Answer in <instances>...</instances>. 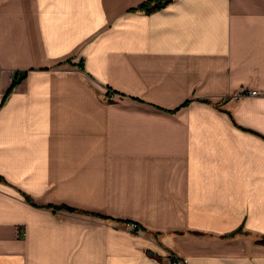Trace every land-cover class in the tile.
<instances>
[{"label": "crops", "instance_id": "crops-1", "mask_svg": "<svg viewBox=\"0 0 264 264\" xmlns=\"http://www.w3.org/2000/svg\"><path fill=\"white\" fill-rule=\"evenodd\" d=\"M149 1L0 0V264H264V0Z\"/></svg>", "mask_w": 264, "mask_h": 264}, {"label": "trees", "instance_id": "trees-1", "mask_svg": "<svg viewBox=\"0 0 264 264\" xmlns=\"http://www.w3.org/2000/svg\"><path fill=\"white\" fill-rule=\"evenodd\" d=\"M168 1L169 0H151L149 2L144 3L143 8L146 9L147 11L155 10L159 8L160 6L164 5ZM26 73L27 72H16L15 73L13 87L18 82L22 81L25 78ZM259 243L264 244V236L259 239Z\"/></svg>", "mask_w": 264, "mask_h": 264}, {"label": "built area", "instance_id": "built-area-1", "mask_svg": "<svg viewBox=\"0 0 264 264\" xmlns=\"http://www.w3.org/2000/svg\"><path fill=\"white\" fill-rule=\"evenodd\" d=\"M259 94H260V92L258 90H251V91L247 92L246 95L256 96V95H259ZM171 261L176 263L178 261V258L175 257V256H172L171 257Z\"/></svg>", "mask_w": 264, "mask_h": 264}, {"label": "rangeland", "instance_id": "rangeland-1", "mask_svg": "<svg viewBox=\"0 0 264 264\" xmlns=\"http://www.w3.org/2000/svg\"><path fill=\"white\" fill-rule=\"evenodd\" d=\"M172 257V256H171Z\"/></svg>", "mask_w": 264, "mask_h": 264}]
</instances>
